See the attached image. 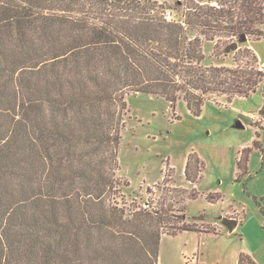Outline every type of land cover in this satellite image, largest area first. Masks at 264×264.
Segmentation results:
<instances>
[{"label":"trees","instance_id":"obj_1","mask_svg":"<svg viewBox=\"0 0 264 264\" xmlns=\"http://www.w3.org/2000/svg\"><path fill=\"white\" fill-rule=\"evenodd\" d=\"M260 39L264 0H0V264H158L163 234L220 233L187 222L184 198L119 201L126 96L196 115L212 95L248 97L264 82L256 52L240 47L228 66L203 46L219 60ZM191 165L196 183L203 162Z\"/></svg>","mask_w":264,"mask_h":264},{"label":"rangeland","instance_id":"obj_2","mask_svg":"<svg viewBox=\"0 0 264 264\" xmlns=\"http://www.w3.org/2000/svg\"><path fill=\"white\" fill-rule=\"evenodd\" d=\"M158 1L173 7L177 0ZM236 41L239 48L256 52L264 71V39ZM203 47L206 61L235 66L236 50L217 60L213 42L205 41ZM263 85L231 101L212 95L199 115L184 100L172 103L145 93L126 96L116 171L123 194L119 201L158 210L159 202L184 198L187 222L204 231L221 229L163 234L158 264H239L242 253L264 264ZM238 120L243 128L236 127ZM190 156L193 170L201 171L203 162L196 183L185 175ZM238 160L247 162V173L240 171ZM172 210L179 213L177 206ZM227 217L238 220L233 231Z\"/></svg>","mask_w":264,"mask_h":264},{"label":"water","instance_id":"obj_3","mask_svg":"<svg viewBox=\"0 0 264 264\" xmlns=\"http://www.w3.org/2000/svg\"><path fill=\"white\" fill-rule=\"evenodd\" d=\"M238 48H239L238 41H234L227 46V51L230 52L233 50H237ZM236 127L243 128L244 124L240 120H238L236 122ZM225 222H226V225L229 227L230 231H233L238 224V220L236 218H230V217L225 218Z\"/></svg>","mask_w":264,"mask_h":264},{"label":"built area","instance_id":"obj_4","mask_svg":"<svg viewBox=\"0 0 264 264\" xmlns=\"http://www.w3.org/2000/svg\"><path fill=\"white\" fill-rule=\"evenodd\" d=\"M167 16H168L169 18H174V17H175L174 14H173V12H172L171 10H168V11H167Z\"/></svg>","mask_w":264,"mask_h":264},{"label":"crops","instance_id":"obj_5","mask_svg":"<svg viewBox=\"0 0 264 264\" xmlns=\"http://www.w3.org/2000/svg\"><path fill=\"white\" fill-rule=\"evenodd\" d=\"M220 231H221V229H220Z\"/></svg>","mask_w":264,"mask_h":264}]
</instances>
